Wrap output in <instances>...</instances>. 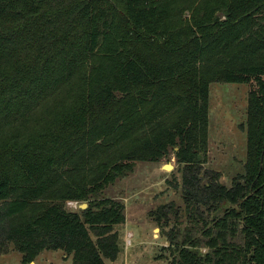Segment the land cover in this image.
<instances>
[{
	"label": "trees",
	"instance_id": "trees-1",
	"mask_svg": "<svg viewBox=\"0 0 264 264\" xmlns=\"http://www.w3.org/2000/svg\"><path fill=\"white\" fill-rule=\"evenodd\" d=\"M212 82L248 86L230 187L200 176ZM263 137L264 0H0V256L114 262L124 205L105 191L172 151L188 225L149 213L168 264H264Z\"/></svg>",
	"mask_w": 264,
	"mask_h": 264
},
{
	"label": "rangeland",
	"instance_id": "rangeland-1",
	"mask_svg": "<svg viewBox=\"0 0 264 264\" xmlns=\"http://www.w3.org/2000/svg\"><path fill=\"white\" fill-rule=\"evenodd\" d=\"M247 90L246 83L209 85L207 159L200 169L203 183L209 180V172H217L219 182L230 187L232 179L243 174ZM166 165L172 168L165 169ZM182 188L181 173L172 151L169 161L139 162L132 173L107 188L105 196L121 201L125 215V222L115 228L122 249L114 264H168L173 250L167 249L164 233L149 213L160 206L172 205L164 231L187 226L188 219L181 215L185 206ZM68 207L72 209L69 204ZM63 257L59 251H43L33 263L71 264V257ZM20 260V254L13 249L0 256V264H21Z\"/></svg>",
	"mask_w": 264,
	"mask_h": 264
},
{
	"label": "water",
	"instance_id": "water-1",
	"mask_svg": "<svg viewBox=\"0 0 264 264\" xmlns=\"http://www.w3.org/2000/svg\"><path fill=\"white\" fill-rule=\"evenodd\" d=\"M262 146L264 147V137H263V142H262ZM262 157H263V150H262V154H261V159H260V162L262 160ZM165 169H171L172 167L170 165H166L164 166ZM80 208L81 209H85L86 208V204H81L80 205Z\"/></svg>",
	"mask_w": 264,
	"mask_h": 264
},
{
	"label": "crops",
	"instance_id": "crops-1",
	"mask_svg": "<svg viewBox=\"0 0 264 264\" xmlns=\"http://www.w3.org/2000/svg\"><path fill=\"white\" fill-rule=\"evenodd\" d=\"M59 252H60V251H59ZM60 253H61L62 257L64 256L63 258L65 259V258H66V256H65V255H63V254H62V252H60ZM118 255H119V254H118ZM59 256H60V255H59ZM117 259H118V257H117ZM32 264H34V263H32ZM106 264H108V263H106ZM110 264H114V262H110Z\"/></svg>",
	"mask_w": 264,
	"mask_h": 264
},
{
	"label": "built area",
	"instance_id": "built-area-1",
	"mask_svg": "<svg viewBox=\"0 0 264 264\" xmlns=\"http://www.w3.org/2000/svg\"><path fill=\"white\" fill-rule=\"evenodd\" d=\"M69 205H71L73 208L76 207V203H69Z\"/></svg>",
	"mask_w": 264,
	"mask_h": 264
}]
</instances>
